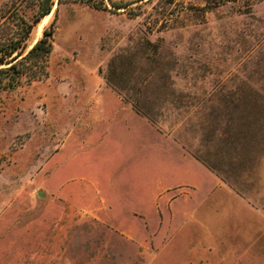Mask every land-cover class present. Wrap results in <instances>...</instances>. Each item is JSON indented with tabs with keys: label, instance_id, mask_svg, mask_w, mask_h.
Listing matches in <instances>:
<instances>
[{
	"label": "rangeland",
	"instance_id": "374dc122",
	"mask_svg": "<svg viewBox=\"0 0 264 264\" xmlns=\"http://www.w3.org/2000/svg\"><path fill=\"white\" fill-rule=\"evenodd\" d=\"M53 20L0 92V264H264V0H55L29 45Z\"/></svg>",
	"mask_w": 264,
	"mask_h": 264
},
{
	"label": "trees",
	"instance_id": "16d2710c",
	"mask_svg": "<svg viewBox=\"0 0 264 264\" xmlns=\"http://www.w3.org/2000/svg\"><path fill=\"white\" fill-rule=\"evenodd\" d=\"M62 0H57L60 3ZM84 3L95 10H126L130 6L146 0H72ZM55 0H37V10L30 22L17 15V31L7 39L0 38V92L14 89L20 76L31 75L33 79L46 74L48 57L52 51L54 20L42 31V36L31 46L29 38L40 21L50 14Z\"/></svg>",
	"mask_w": 264,
	"mask_h": 264
}]
</instances>
